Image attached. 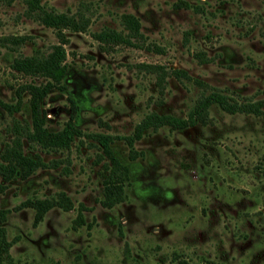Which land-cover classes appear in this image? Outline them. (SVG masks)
Listing matches in <instances>:
<instances>
[{
    "label": "rangeland",
    "instance_id": "rangeland-1",
    "mask_svg": "<svg viewBox=\"0 0 264 264\" xmlns=\"http://www.w3.org/2000/svg\"><path fill=\"white\" fill-rule=\"evenodd\" d=\"M43 6L90 21L85 33L65 31L69 76L66 89L47 98L48 127L62 130L75 108L84 134L116 138L113 150L129 167L131 184L124 203L104 208L105 161L94 141L78 138L58 153L36 147L45 162L60 164L18 177L0 195L13 264H264V115L212 107L209 126L151 129L133 149L126 141L152 113L187 118L211 89L239 104L264 102V0H43ZM125 14L139 19L144 48L104 51L93 34L123 31ZM10 36L28 41L14 45L5 40ZM58 42L24 2L0 3L4 103L17 104L22 86L46 82L15 72L14 59L48 53ZM142 64L184 70L209 87L170 75L160 86L159 75ZM29 98L24 94L13 115L0 108V155L16 137L14 126L31 122ZM63 192L74 209L55 208L35 227V211L22 205Z\"/></svg>",
    "mask_w": 264,
    "mask_h": 264
},
{
    "label": "trees",
    "instance_id": "trees-1",
    "mask_svg": "<svg viewBox=\"0 0 264 264\" xmlns=\"http://www.w3.org/2000/svg\"><path fill=\"white\" fill-rule=\"evenodd\" d=\"M17 1L24 2L28 7V13L35 15L44 26L54 29L59 42L48 53L38 52L29 57L21 56L14 59L11 64L15 72L32 78H44L46 82L42 84L30 83L19 88L16 91L18 102L15 105L6 104L0 99V108L13 115L21 111L23 96L28 94L31 110V122L14 126L16 137L11 144L5 146L0 155V195L4 194L9 185L18 177L21 180H27L39 170L57 169L59 167L58 160L47 163L40 155L34 154L33 150L36 147H40L46 153L70 151L78 138L87 137L94 141L95 144L93 145L102 151L100 162L105 161L103 165L105 180L103 183L104 199L101 203L104 208L112 209L127 200V187L131 184L129 167L121 162L113 150L116 138L107 134H84L75 124V108H73V114L62 130L51 131L48 127L47 98L54 90L64 91L69 76L68 54L65 48L69 44V40L65 31L85 33L90 21L82 14L69 16L48 12L43 6V0H0V3L12 5ZM121 24L124 28L123 31L119 32L112 28H104L100 33L93 34L94 39L101 44L104 51L111 46L143 49L144 36L141 32L139 19L134 15L125 14L121 17ZM5 40L14 45H22L28 41V38L10 36ZM147 49L164 53V50L159 48L148 47ZM197 57L202 59V63H209L203 56ZM139 68L145 69L151 74H158V84L160 86L163 85L166 77L170 75L178 80L187 78L190 81H195L197 85L206 89L209 87L203 82L191 78L184 70H173L169 73L161 66L147 64H142ZM211 90L210 93L204 92L201 94L187 118L160 115L158 113L148 115L138 126L136 133L126 139L128 145L133 149L135 142L141 140L144 134L151 129L158 130L169 127L173 130H185L197 125L209 126L213 123L210 115L212 107H218L232 115L244 114L258 117L264 115L263 101H249L239 104L233 98L219 91ZM130 158L132 161L138 158L135 150L131 151ZM22 206L35 211V227L40 225L46 215L55 208L67 212L74 209L72 199L65 192L60 193L54 199L29 200ZM81 208H84V206L82 205ZM84 211L86 210L82 209L76 220V225L79 227L85 224ZM6 213V211H0L1 224L4 223L3 219ZM11 247L12 243L7 239L6 229L0 227V264L14 263L10 254Z\"/></svg>",
    "mask_w": 264,
    "mask_h": 264
},
{
    "label": "built area",
    "instance_id": "built-area-1",
    "mask_svg": "<svg viewBox=\"0 0 264 264\" xmlns=\"http://www.w3.org/2000/svg\"><path fill=\"white\" fill-rule=\"evenodd\" d=\"M52 116L50 114H48V118H51Z\"/></svg>",
    "mask_w": 264,
    "mask_h": 264
}]
</instances>
